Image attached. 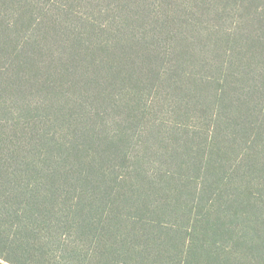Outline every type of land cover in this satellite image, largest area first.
I'll return each mask as SVG.
<instances>
[{"label":"trees","instance_id":"obj_1","mask_svg":"<svg viewBox=\"0 0 264 264\" xmlns=\"http://www.w3.org/2000/svg\"><path fill=\"white\" fill-rule=\"evenodd\" d=\"M0 264H264V0H0Z\"/></svg>","mask_w":264,"mask_h":264},{"label":"rangeland","instance_id":"obj_2","mask_svg":"<svg viewBox=\"0 0 264 264\" xmlns=\"http://www.w3.org/2000/svg\"><path fill=\"white\" fill-rule=\"evenodd\" d=\"M206 74H210V73H206Z\"/></svg>","mask_w":264,"mask_h":264}]
</instances>
